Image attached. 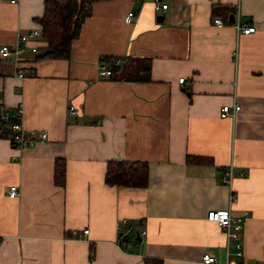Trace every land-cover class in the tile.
<instances>
[{
    "label": "crops",
    "instance_id": "1",
    "mask_svg": "<svg viewBox=\"0 0 264 264\" xmlns=\"http://www.w3.org/2000/svg\"><path fill=\"white\" fill-rule=\"evenodd\" d=\"M43 2L0 0V47L40 29ZM164 3L96 0L68 59L38 60L41 36L0 56V103L46 133L24 148L0 135V264L264 263V0ZM101 57L114 77L98 79ZM118 161L145 163L147 186L108 185ZM223 208L248 213L238 241L206 220Z\"/></svg>",
    "mask_w": 264,
    "mask_h": 264
},
{
    "label": "trees",
    "instance_id": "2",
    "mask_svg": "<svg viewBox=\"0 0 264 264\" xmlns=\"http://www.w3.org/2000/svg\"><path fill=\"white\" fill-rule=\"evenodd\" d=\"M96 0H44V12L35 21L40 24V36L46 46L37 54L36 58L68 59L73 39L78 37V32L84 17L90 13V3ZM115 59L101 57L100 62L110 65L114 77L119 65ZM99 62V63H100ZM126 73V72H124ZM123 78H127L126 75ZM0 120V135L9 138L12 135L10 124ZM105 182L110 186H147L148 166L140 162H109L107 164ZM55 183L64 185L65 169L63 163L55 165ZM144 264H162L158 259H144Z\"/></svg>",
    "mask_w": 264,
    "mask_h": 264
},
{
    "label": "built area",
    "instance_id": "3",
    "mask_svg": "<svg viewBox=\"0 0 264 264\" xmlns=\"http://www.w3.org/2000/svg\"><path fill=\"white\" fill-rule=\"evenodd\" d=\"M11 2H14V0H10ZM154 9L157 11V9H166L167 4L164 3V0H154ZM134 20V12L133 11H128V13L124 17V22L126 24L133 22ZM214 24L217 26L223 25L222 20L220 17H217L214 19ZM236 29L240 30L243 34H247L250 32H253L255 29L252 26H245L239 23H236ZM16 42L12 46L8 45H2L0 47V56L5 58L10 56L11 54H19L22 51L25 50V48L28 45V41L30 39H34L37 37H40V29H35L32 30L28 33L25 34H19L17 36ZM31 51L36 52L35 47H30ZM117 61H115V65H117ZM112 74V68L110 65L105 64L100 62L99 68H98V79H103L111 76ZM184 77H181L179 79V82H183ZM240 105L236 104L231 108L229 105H223L220 110V116H226V115H233L235 111L239 110ZM75 112V110L72 108L70 109V113ZM23 115V111L21 106H17L13 108V111L7 109L5 106H3L0 103V120L9 122L11 121L12 123L9 125L10 130L12 132V135L8 138L9 141H11L12 145H15L18 148H24V147H29V145H32L34 142L43 140L45 138L46 133H40L38 136L35 135L34 132H27L24 130L22 124H21V118ZM231 171H227L223 173L222 175V182H229L231 180ZM18 195V186H11L9 188L8 196L10 198H15V196ZM230 201H234V196H230ZM248 213L245 211L239 216H234L230 210V208H223L222 210H210L207 215H206V220L212 221L217 223L220 228L222 229L223 233L225 234V238L227 240L229 239H234V240H239V231L242 228L243 221L247 217ZM122 224H127L126 219H122L119 224H117L118 229H121ZM128 226L129 230H134L132 226ZM84 233H88V229L84 230ZM145 234V232H142V235ZM126 237V234L124 232L121 233L120 238ZM128 239V238H127ZM1 241V238H0ZM236 254L238 256H242V245L241 243H236ZM202 262L204 264H211L216 262V257L213 254L206 253L202 256L201 258ZM239 264V263H238ZM240 264H245V262L240 263ZM253 264V263H251ZM256 264V263H255ZM264 264V263H262Z\"/></svg>",
    "mask_w": 264,
    "mask_h": 264
},
{
    "label": "water",
    "instance_id": "4",
    "mask_svg": "<svg viewBox=\"0 0 264 264\" xmlns=\"http://www.w3.org/2000/svg\"><path fill=\"white\" fill-rule=\"evenodd\" d=\"M136 234H137V231H136Z\"/></svg>",
    "mask_w": 264,
    "mask_h": 264
}]
</instances>
